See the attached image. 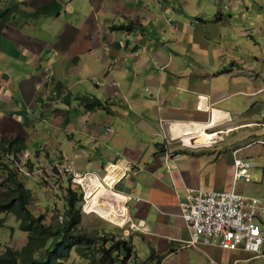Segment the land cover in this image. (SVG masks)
Instances as JSON below:
<instances>
[{
    "label": "crops",
    "instance_id": "crops-1",
    "mask_svg": "<svg viewBox=\"0 0 264 264\" xmlns=\"http://www.w3.org/2000/svg\"><path fill=\"white\" fill-rule=\"evenodd\" d=\"M11 7L16 11L2 21L1 15ZM124 16L140 22L130 24ZM138 34L144 42L132 47L131 35ZM161 43L168 52L159 49ZM199 46L218 56V64L204 60L195 66L187 59V70L179 72L180 56ZM124 61L129 67L122 65ZM56 82L60 89L70 90L67 97L48 96ZM72 95L77 96V131L93 133L96 141L93 152L87 149L79 155L83 172H77H92L104 183L100 195L107 194L104 198L113 199L110 204H117L115 208L126 211L128 218L145 220L148 231L143 235L155 250L192 254L180 195L187 187L208 191L231 187L235 151L238 156L241 151L236 147L246 133L238 124L230 129L238 135L226 142L218 132L217 139L204 145L206 150L169 157L176 166L170 171L164 163L166 154L157 155L155 144L166 134L181 139L175 125H198L214 134L218 130H209L232 117H253L243 125L245 132L251 135L253 122H259L256 136L264 133V0H0V134L19 138L21 147L32 154L41 147L35 143L55 140L51 137L58 135L53 130L59 122L54 115L65 118V103ZM81 97H96L107 109L87 110ZM249 102L252 108L241 111L240 105L247 107ZM251 109L260 110L263 120ZM91 154L93 161L86 157ZM1 156L8 162L7 153L0 152ZM138 163L146 171L110 182L114 168L121 172L130 165L139 167ZM108 171L109 188L102 179ZM213 247L197 250L202 254ZM225 253L250 252L221 249L216 258ZM210 258L213 264H223L213 256L195 264H210Z\"/></svg>",
    "mask_w": 264,
    "mask_h": 264
},
{
    "label": "rangeland",
    "instance_id": "rangeland-1",
    "mask_svg": "<svg viewBox=\"0 0 264 264\" xmlns=\"http://www.w3.org/2000/svg\"><path fill=\"white\" fill-rule=\"evenodd\" d=\"M36 1L37 0H35V2ZM124 17L128 22H130V20L136 21V23L140 22L135 17ZM130 24L132 23L130 22ZM128 26L130 27V25ZM145 27V33L148 34L147 32L150 31L148 25L146 24ZM137 36L138 37L136 38H132L133 36L131 35V40H133L132 47L137 46V42H144V39L142 37H139V34ZM161 38L164 40L166 39L164 37ZM168 44L170 43L168 42ZM170 46L174 48V50L177 48L172 44H170ZM158 47L160 50L164 49L168 52V47H166L164 44H158ZM206 50L207 46H199V48L197 49H192V51H190L187 56L185 54L184 56H180L179 61H182V65L181 69H179V72H183V70L186 69L187 59L189 64L195 66L197 64H202L204 60H210L211 62L218 64V60H220V58L218 56H214L213 54L210 55L206 53ZM203 52H205L206 54H204ZM201 53H203V55ZM233 58L235 59L236 57L233 56ZM122 65L124 67H129L127 66L126 61H124ZM209 74H213V72H210ZM51 75L53 76L52 80L55 81V74ZM53 88V92L48 94V96L52 98L62 96L67 97L70 93V90L65 91V89H60V85L58 86L57 82L54 84ZM74 92H77V90L75 89ZM61 102V106H64L63 103L65 101ZM46 105L47 104L45 103L44 106ZM65 106L68 108V115L66 114L64 119H59L57 118V115H54V118H56V120L59 122V126L53 131L57 132L58 135H53V137H51L52 133L48 135L51 138H55V140L47 139L44 144L43 141L35 143L36 148H39L40 146L41 147L37 151H33L32 154H29L31 149L27 150L21 147V153L19 154V157H17V160L15 158L13 159L14 163L11 162L12 159H8V162L2 161V163L0 164V174H5L4 178L0 176V199H2L4 197V193L7 192V186L3 185L2 183L4 182V179L7 175L5 165L8 164L18 170L19 179L23 182L25 187L30 189L32 192V202L30 204V209L36 215L45 216V221L47 224L59 225L62 224L63 221H65L66 211L69 209L67 204V195L69 194L70 189L74 192H77V186L79 185L81 187V190L78 193L80 195L81 191H83L82 202L79 203V208L82 215L81 229L82 231L89 233L94 238V243L89 246L80 243L83 248L85 247L84 251L90 256L89 258H83L81 257V255H78L75 250H73L71 254L69 253V255L64 259L62 264H110V262L111 264H195L199 258H201V260H203V263H205L207 257L210 256L215 257L218 262L223 261V264H264V257L259 258L251 253H240V256H237L233 253H225L228 254L226 257L216 258V256L221 252L222 248H217L209 245L192 246V254H188L190 252L188 250L189 252L187 254V251H184L183 254L181 253L178 256L172 253L174 252V250H176L172 248L163 252L159 250V252L151 246L149 240L143 235V232L130 228L129 224H126L127 221L124 224H120L115 221L109 220L104 216H101L95 211H88L87 213V206L94 199V196L90 195L86 197L87 194L83 190L81 184L77 182V173L82 175L88 174L89 177L97 176L92 172H77V170H80V166L78 165L79 161L77 159L81 158V156L79 155H85L88 152L87 149L94 150L96 141L94 138H92L93 133H80L79 131H77V96L72 95L71 102H66ZM251 106L252 105H250L249 102V105L247 107H243V105H240V108H242V111L246 108H252ZM251 112L252 114H256L260 120H263V117H260V114L262 113L260 110L251 109ZM69 115H72V119L69 117ZM215 116L217 117V115ZM245 117H232L234 118L233 120L224 121L223 124H221L216 129L209 130V132L218 130L214 134L207 133L204 128L201 127L199 129L200 132L205 133L209 137V139H205L203 143H201L199 146L197 145V147L194 148L185 145V141L183 142L181 141V139H174L172 136H170V134H168V136L166 134V136L164 137V141L161 143L163 146L155 144L157 147L156 154H166L164 156V163L167 166V170L169 171L168 165H170V169H174L172 166L176 168L174 163L170 164V158L174 157L175 154L185 150H206V148H204V145L211 144L215 139H217L218 135L216 133L218 132L220 140H224L227 142L232 138V142L234 136H237L239 132L233 134L230 132L233 130L230 129L232 127L238 126V124L242 125L241 127L243 128H241L242 130L240 132H244L246 133V135L242 136L240 144L237 145L236 148H241V151L239 153L241 157L248 158L252 163H254V170L253 181L240 182L237 186V190L246 195L257 196L262 199L264 203V133L262 135L256 136V133H258L260 130V126L258 124L259 122H253L256 126L251 129V135L250 133L245 132L246 128H244L243 125L248 123V120H253V117L251 119ZM258 118L255 119L258 120ZM255 127H257V129ZM223 132L227 134H223ZM0 137H14V135L1 133ZM207 140L210 141L208 142ZM20 145L22 146L21 143ZM230 146L231 149H233V145L230 144ZM150 149L151 148L148 147V150ZM93 150L91 151L93 152ZM22 156L24 157V159L22 158ZM66 156H68V159H66ZM86 157L90 158L92 161L94 159L92 154ZM128 167V169H123L126 175H130V173L132 174L139 170L146 171L145 167L141 165L137 168L131 165ZM108 173H106L103 178L106 177ZM231 183V187H229L228 189L232 188L233 179H231ZM105 185L107 188H109L111 184L108 185L107 183ZM101 186H104L103 182ZM95 190L93 192L94 194L96 193ZM100 197H107V194L104 193L100 195ZM100 201L105 207L113 206L115 208L118 206L117 204H110V202L114 203L113 199L110 201V199L100 198ZM115 210L117 209L115 208ZM0 218H3L4 220V223L0 225V253H2L4 249H7L8 247L15 250L22 249L28 241V232L22 231V229H20V221L17 219L15 214H12L11 212H0ZM126 239H128V243H130L129 245H131V250L129 253L126 252L125 249L120 248L122 244H119L121 241H126ZM204 247L213 248H209V250L204 249L205 253L202 254L198 252L197 249ZM103 249L109 251V256H107L108 254L104 252ZM61 252L64 253V250L62 248ZM160 256L163 257L162 261H159ZM189 259L191 260L190 263L188 262ZM56 260H60V258H57ZM210 262V264H213L212 258H210Z\"/></svg>",
    "mask_w": 264,
    "mask_h": 264
},
{
    "label": "built area",
    "instance_id": "built-area-1",
    "mask_svg": "<svg viewBox=\"0 0 264 264\" xmlns=\"http://www.w3.org/2000/svg\"><path fill=\"white\" fill-rule=\"evenodd\" d=\"M238 152L237 149L233 187L224 191L187 187L180 195L181 216L190 229L191 239L188 243L190 245L202 244L225 250L243 249L256 257H264V203L257 196L246 195L236 190L237 183L253 181L254 170V163L238 156ZM6 157L12 161L16 159L14 154H8ZM168 167L170 171V165ZM112 171L117 175L114 183L116 184L125 175V171L123 169L121 172L116 171L115 168ZM107 176L103 178L104 181ZM95 180L88 174L77 173V182L81 184L87 194L86 197L92 196L94 190L98 188ZM129 226L137 231L146 230L144 220L136 222L130 219Z\"/></svg>",
    "mask_w": 264,
    "mask_h": 264
},
{
    "label": "trees",
    "instance_id": "trees-1",
    "mask_svg": "<svg viewBox=\"0 0 264 264\" xmlns=\"http://www.w3.org/2000/svg\"><path fill=\"white\" fill-rule=\"evenodd\" d=\"M15 12L14 7L8 8L3 12L2 21L10 18V14ZM121 28H129L128 25H122ZM80 103L87 110H95L97 108L107 109V105L96 97H81ZM163 146L161 143H157ZM21 151L20 139L15 137H0V152L7 154H16ZM3 160H0V164ZM5 169L7 175L3 185L7 186V192L0 199V212H11L15 214L20 221V229L28 232V241L20 250L8 247L0 253V264H62L64 259L71 254L73 250L78 255L87 259L90 256L85 253L84 248L80 245H91L94 238L81 229L82 215L79 203L82 202L83 191L79 195L81 187L77 186V192L70 189L67 195V204L69 209L66 211V219L62 224H47L45 216L36 215L31 209L32 192L26 188L18 177V170L6 164ZM4 223L0 218V225ZM126 241H121L120 248L130 252L131 245ZM103 245V244H102ZM118 245V244H117ZM116 245V246H117ZM61 248L64 253L61 252ZM109 256V251L103 249ZM93 251V250H92ZM60 258V260H56ZM163 257H159L162 261ZM62 260V261H61ZM111 264V262H110Z\"/></svg>",
    "mask_w": 264,
    "mask_h": 264
},
{
    "label": "bare ground",
    "instance_id": "bare-ground-1",
    "mask_svg": "<svg viewBox=\"0 0 264 264\" xmlns=\"http://www.w3.org/2000/svg\"><path fill=\"white\" fill-rule=\"evenodd\" d=\"M199 127L200 126L198 125L194 126L193 124L184 125V126L181 124H178V125H175L173 129H175V132L179 131L182 133L181 139H183L187 145L189 146L198 145L199 146L201 143L205 141V139L207 138L209 139V137L205 133L200 132V130L198 131ZM207 141L209 142V140ZM93 179H96L95 183L98 185V188H101L102 183L99 182V180L96 177H93ZM109 179H110V182H113L116 179V174L113 173V175L110 176ZM104 190H105V187L103 186L100 189L99 193L97 192L98 194L94 197L91 203L87 206V209H86L87 213L88 211H95L101 216L108 218L109 220L115 221L120 224H124L128 218L126 211L121 212V210L118 211V210H115V208L105 207L102 205L99 198H100V194L103 193Z\"/></svg>",
    "mask_w": 264,
    "mask_h": 264
},
{
    "label": "clouds",
    "instance_id": "clouds-1",
    "mask_svg": "<svg viewBox=\"0 0 264 264\" xmlns=\"http://www.w3.org/2000/svg\"><path fill=\"white\" fill-rule=\"evenodd\" d=\"M0 160L6 161V160L4 159V156H1V157H0ZM130 219H131V218H128L126 224H129ZM131 220H132V219H131ZM134 221H135V220H134ZM144 221H145V220H144ZM136 222H138V221H136ZM147 231H148V230H147V224H146V230H144V231H140V232H147Z\"/></svg>",
    "mask_w": 264,
    "mask_h": 264
}]
</instances>
